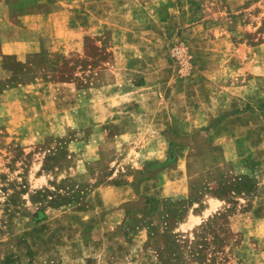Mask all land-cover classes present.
Wrapping results in <instances>:
<instances>
[{
    "label": "rangeland",
    "instance_id": "1",
    "mask_svg": "<svg viewBox=\"0 0 264 264\" xmlns=\"http://www.w3.org/2000/svg\"><path fill=\"white\" fill-rule=\"evenodd\" d=\"M91 1L0 57V264H264V0Z\"/></svg>",
    "mask_w": 264,
    "mask_h": 264
},
{
    "label": "crops",
    "instance_id": "2",
    "mask_svg": "<svg viewBox=\"0 0 264 264\" xmlns=\"http://www.w3.org/2000/svg\"><path fill=\"white\" fill-rule=\"evenodd\" d=\"M87 0H0V57L4 54L32 56L42 47L41 37L48 36L51 42L73 40L83 48V37L98 30L99 14L87 9ZM100 0H92L90 3ZM80 16L74 21V14ZM82 16V17H81ZM104 27V26H103ZM47 38V39H48ZM48 39V40H49ZM70 41L65 42L70 45ZM47 43V41H46ZM118 44L110 47L115 50ZM26 48V50H22ZM23 52H22V51ZM34 53V54H33ZM19 58H21L19 56ZM207 204V213L217 209L220 201Z\"/></svg>",
    "mask_w": 264,
    "mask_h": 264
},
{
    "label": "trees",
    "instance_id": "3",
    "mask_svg": "<svg viewBox=\"0 0 264 264\" xmlns=\"http://www.w3.org/2000/svg\"><path fill=\"white\" fill-rule=\"evenodd\" d=\"M11 254H8L1 262V264H8L11 260Z\"/></svg>",
    "mask_w": 264,
    "mask_h": 264
},
{
    "label": "built area",
    "instance_id": "4",
    "mask_svg": "<svg viewBox=\"0 0 264 264\" xmlns=\"http://www.w3.org/2000/svg\"><path fill=\"white\" fill-rule=\"evenodd\" d=\"M173 54L175 56H181L182 55L181 49L179 47H175L173 50Z\"/></svg>",
    "mask_w": 264,
    "mask_h": 264
}]
</instances>
